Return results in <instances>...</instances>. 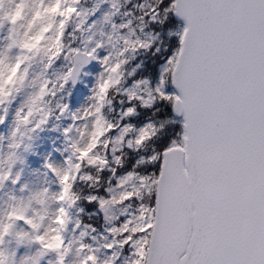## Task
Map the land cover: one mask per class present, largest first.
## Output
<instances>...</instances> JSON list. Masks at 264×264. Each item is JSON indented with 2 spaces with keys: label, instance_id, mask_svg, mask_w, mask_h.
I'll use <instances>...</instances> for the list:
<instances>
[{
  "label": "snow or ice",
  "instance_id": "snow-or-ice-1",
  "mask_svg": "<svg viewBox=\"0 0 264 264\" xmlns=\"http://www.w3.org/2000/svg\"><path fill=\"white\" fill-rule=\"evenodd\" d=\"M5 26L0 124L31 91L0 187L34 133L63 146L57 190L0 210V264H264V0H0Z\"/></svg>",
  "mask_w": 264,
  "mask_h": 264
},
{
  "label": "rangeland",
  "instance_id": "rangeland-1",
  "mask_svg": "<svg viewBox=\"0 0 264 264\" xmlns=\"http://www.w3.org/2000/svg\"><path fill=\"white\" fill-rule=\"evenodd\" d=\"M7 26H5L2 30H0V49H3L7 44L6 33ZM15 53V50H13ZM31 72L37 73L40 71L39 64L31 65ZM31 89L25 88L22 91L15 93L11 98L10 104H5L4 106L8 108L7 120L0 124V154H6L10 151L8 148V144L10 143L9 136L11 130L15 127V112L17 108L21 105L23 99L30 92ZM59 133L52 130V125L49 126L46 130L38 131L33 134V138L25 143L31 144V148L27 151L24 150L23 145L17 149V153L19 155V159L16 161L13 166V177L16 172H20V180L18 183L13 184L11 179L6 181L2 187H0V210H7L10 204H15L18 200L23 199L27 201L28 198L36 192L41 191L44 188H49L50 192L57 190V184L55 183L54 177L47 173V170L43 167V161L46 156L50 152L53 153L52 158L59 161L58 154L55 153L54 149L56 147H62L63 141L62 137L59 138ZM24 185L26 187L21 190V186ZM16 199L13 200L12 198ZM46 206L48 209V215L45 219V226L48 222V219L51 218L53 211L57 207L56 203L51 201L50 199L46 201ZM43 206L32 201V206L29 209L27 215L32 216L34 213L32 212V208L36 210H41ZM73 218L76 217V210H73ZM31 231L29 225L25 224L23 221H18L15 225L14 231ZM41 232L44 231V227L40 229ZM72 225L70 224L68 227V231L64 232L65 242L67 240L73 238ZM7 247L10 251L15 250L17 254V259L23 255H31L36 251L38 247L37 244H28L22 243L17 245L16 239L13 236L6 237V244L3 245ZM72 259L71 256L68 258ZM55 261V254L49 253L44 259L41 261V264H48V261Z\"/></svg>",
  "mask_w": 264,
  "mask_h": 264
}]
</instances>
